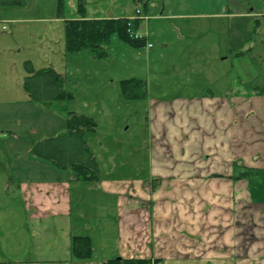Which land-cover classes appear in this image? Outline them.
I'll return each instance as SVG.
<instances>
[{
    "label": "rangeland",
    "instance_id": "obj_1",
    "mask_svg": "<svg viewBox=\"0 0 264 264\" xmlns=\"http://www.w3.org/2000/svg\"><path fill=\"white\" fill-rule=\"evenodd\" d=\"M26 1L27 5L21 9L28 11L30 21H9L10 18L4 15L9 6H0V22L4 21L8 26L7 30H0V180L4 183L9 170H13L16 164H20L21 168L33 166V169H43L50 177L54 176L52 162L38 158L47 163L44 166L43 162L31 159L30 155L26 159H17L12 154L19 151L31 154L39 140L66 132L68 113L72 111L85 113L96 121V129L85 135L98 155L97 162L106 176L109 172H115L120 176L148 180L152 163L151 123L156 124L161 118L159 104L165 103L170 107L169 103L175 97L197 96L199 87L208 83L205 80L208 75L217 76L226 84L237 80L240 94L252 90L257 96L264 97V27H259L262 25L258 21L254 24L259 28L254 32L257 38L254 54L245 53L233 58L229 55L231 31L235 27L240 28L238 34L243 33L247 22L242 21L238 25L230 22L226 15H220L224 14L228 0H149L147 6L143 0H84L88 17H129L134 31L145 36L146 42L152 44V47L147 44L133 47L114 36L108 46L109 55L104 58H95L90 49H83L77 54L65 51V20L81 16L79 0H64L62 13H59V0ZM241 6L248 8L246 4ZM14 16L12 18L26 17L18 13ZM137 17L140 20L139 28H136ZM14 31H17L15 38L12 36ZM242 39L244 36L239 35L238 40ZM18 43L22 45L21 48ZM241 44L239 42L238 45ZM60 47L63 50L61 57ZM54 50L56 54L50 55ZM226 55L228 58L221 60ZM29 58H32L36 70L50 66L60 73L64 77V87L75 93H72L73 98L66 102L56 101L49 106L30 100L24 88L27 74L25 60ZM49 59L52 61L48 64ZM134 77L146 81L148 96L145 98L124 97L120 81ZM18 119L22 120L20 125ZM10 130L18 131L23 140H13ZM6 153L11 154L6 156ZM113 155L114 160L110 158ZM54 169L64 174L69 171L67 168ZM250 179L253 181V178ZM155 182L158 183V180L144 182L145 190L154 189ZM262 183V190L254 189L256 201H264V180ZM4 187L0 182V190H4ZM141 193L137 206L125 217L129 233L124 240L121 256L108 257V253L97 251L96 259L135 258L152 259L156 264H183L182 260L188 258L186 264H233L230 257L232 252L225 244L221 245L222 249H216L209 238L207 241H192L197 243L195 248L190 243L186 245L187 242L183 244L177 240L184 237L180 236L181 224L176 226L177 239L173 247L163 245L161 239L156 242L149 227L151 213L147 199L150 197L145 191ZM13 195L14 191L8 198ZM6 200L7 193L0 191V203L5 204ZM245 210L239 207V216L249 218ZM241 222L240 241L244 238V245L253 243L255 238L250 234L253 224L247 225V220ZM1 225L6 231V223ZM92 232L98 234L95 228ZM104 233L110 238L116 236L112 224ZM113 242L111 239L110 248ZM152 243L166 248L157 249L158 253L154 254ZM213 250L219 253V260L215 256L209 257ZM245 262L239 259L238 264Z\"/></svg>",
    "mask_w": 264,
    "mask_h": 264
},
{
    "label": "crops",
    "instance_id": "obj_2",
    "mask_svg": "<svg viewBox=\"0 0 264 264\" xmlns=\"http://www.w3.org/2000/svg\"><path fill=\"white\" fill-rule=\"evenodd\" d=\"M245 4L247 9L241 6ZM25 5H11L4 15L15 23L30 21L28 11L21 9ZM16 12L26 17L14 18ZM220 15H226L230 22L238 25L247 22L243 33L238 34L240 28L232 29L229 55L233 58L252 56L257 44L254 24L258 21L262 25L259 27H264V0H228L224 14ZM16 33H12L13 38ZM239 35L244 39L239 41ZM62 53L60 47V57ZM55 54L56 50L50 53ZM227 58L226 55L221 60ZM28 60L33 61L29 58L25 62ZM205 80L208 83L199 87L197 96L175 97L170 107L159 104L161 118L156 124L151 123L152 163L148 180L115 172L106 176L102 168L99 181L76 179L71 169L67 168L68 174H64L55 171L54 166L53 177L33 166L21 168L16 164L9 170L5 183L0 180L5 186L0 191L7 193L5 204L0 203V264H102L107 258L96 259L97 251L108 253V257L121 256L129 233L125 217L137 206V198L144 191L150 197L147 199L151 213L149 227L156 242L161 239L163 245L173 247L177 239L176 226L181 224L180 236L184 237L177 240L183 244L187 242L186 245L190 243L196 248L197 243L192 241L210 238L216 249H222V244L230 247L233 264H238L239 259L245 260V264H264V201L253 197L254 189L262 190L264 180L263 174L259 177L264 173V97L252 90L240 94L237 80L226 84L212 75ZM69 91L75 95L73 90ZM21 122L18 119L19 125ZM10 131L13 140H23L18 131ZM84 137L97 159L90 140ZM12 155L17 159L30 155L31 159L47 166L33 153L19 151ZM110 158L114 160V155ZM154 179L158 180L153 184L156 187L146 191L144 182ZM13 191L12 198H8ZM239 207L246 209L244 212L250 217L239 216ZM241 220H247V225L253 224L250 231L255 238L253 243L244 245L246 239L242 237L240 241ZM3 222L6 231L1 225ZM111 224L116 231L115 238L104 233ZM93 228L98 234H93ZM74 235L90 236L91 259L79 260L72 255ZM152 245L154 254L158 253L157 249L166 248L157 243ZM199 251L202 255L201 248ZM213 251L209 257L219 260V253ZM187 260L184 258L182 263L186 264Z\"/></svg>",
    "mask_w": 264,
    "mask_h": 264
},
{
    "label": "trees",
    "instance_id": "obj_3",
    "mask_svg": "<svg viewBox=\"0 0 264 264\" xmlns=\"http://www.w3.org/2000/svg\"><path fill=\"white\" fill-rule=\"evenodd\" d=\"M64 0H59V12L63 11ZM138 1V0H137ZM148 5L149 0H143ZM26 0H0V6L25 5ZM80 17L65 20V51L67 53L90 49L96 57L109 55L108 46L114 36L133 47L147 44L146 37L135 38L130 34V18L124 16L109 18H90L86 15L85 1L79 0ZM138 10V9H137ZM140 10H138L139 13ZM259 24V22H258ZM140 20H136L139 28ZM256 33L258 28L254 26ZM26 76L24 88L33 101L49 106L56 101L66 102L73 94L64 87V77L52 68L36 70L31 61L25 62ZM126 99H141L148 96L145 80L129 78L120 81ZM67 131L57 136L39 140L32 152L39 158L53 163L56 168H69L76 179L99 181L101 171L96 157L84 138L85 133L94 131L97 123L93 117L69 112ZM71 253L79 260H89L93 256V244L88 235H74ZM102 264H156L152 259L112 258Z\"/></svg>",
    "mask_w": 264,
    "mask_h": 264
},
{
    "label": "built area",
    "instance_id": "obj_4",
    "mask_svg": "<svg viewBox=\"0 0 264 264\" xmlns=\"http://www.w3.org/2000/svg\"><path fill=\"white\" fill-rule=\"evenodd\" d=\"M7 29V25L0 23V30H6ZM131 32V35L134 36L135 38H141L142 35L138 34V33H134L133 31L129 30ZM149 47L152 46V44L148 45Z\"/></svg>",
    "mask_w": 264,
    "mask_h": 264
}]
</instances>
